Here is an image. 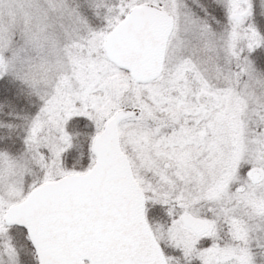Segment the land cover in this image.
Returning <instances> with one entry per match:
<instances>
[{
    "label": "snow or ice",
    "instance_id": "1",
    "mask_svg": "<svg viewBox=\"0 0 264 264\" xmlns=\"http://www.w3.org/2000/svg\"><path fill=\"white\" fill-rule=\"evenodd\" d=\"M0 264H264V0H0Z\"/></svg>",
    "mask_w": 264,
    "mask_h": 264
}]
</instances>
